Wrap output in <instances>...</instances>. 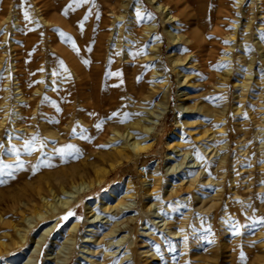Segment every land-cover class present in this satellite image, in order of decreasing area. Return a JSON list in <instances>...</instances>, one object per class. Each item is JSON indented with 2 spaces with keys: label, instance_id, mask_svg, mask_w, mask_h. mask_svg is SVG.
<instances>
[{
  "label": "rangeland",
  "instance_id": "obj_1",
  "mask_svg": "<svg viewBox=\"0 0 264 264\" xmlns=\"http://www.w3.org/2000/svg\"><path fill=\"white\" fill-rule=\"evenodd\" d=\"M45 1L49 4L46 17H51V26L40 19V9L35 0H0V13L2 11L3 16L7 17L0 22V120L4 119L5 123L0 128V153L13 142L22 143L24 135L33 133V138L35 137V140L32 138L30 141L35 152L21 157L13 153L8 156H3V152L0 154V161L10 165L8 168H0V242L11 246L0 252V264H56V261H60L59 264H88L87 258L91 255L86 251L87 248L98 252L92 256L97 264H264V223H260L264 221V17L260 14V0H242L240 3L237 0H190L189 5L183 4L187 13L182 5L178 6L180 9L172 8L171 13H178L176 16L189 14V18L183 16L186 21L189 19L188 27L181 23L172 26L163 12L150 0H111V4L115 5L114 13L105 9L95 10L96 0L79 6L73 4L71 9L68 5L73 0ZM122 2L127 5L125 3L124 7L121 6ZM240 7L245 10L244 16L238 13ZM191 8L193 11L189 13ZM216 8L222 16L218 18V33L213 37L212 14ZM25 12L29 16L27 20L24 18ZM90 12L95 15L97 27L88 22ZM117 14L122 15L119 21L115 18ZM102 17L106 18V32H103L101 40L100 58L95 62L94 51L90 45L91 39L93 41L100 33L98 26ZM190 17L195 19L196 25ZM151 22L156 27L150 36H145L144 30ZM24 24L35 36L28 56L30 63L24 60L22 52L24 29L20 28ZM246 25L248 27L245 28ZM186 31H195L199 42L205 47V54H211L209 66L199 65V57L184 65V68L183 65L179 67L181 72L189 74L191 93L196 97L195 104L201 105V110L198 114L184 119L192 124L177 129L174 127L176 105L180 101L177 94L183 86L178 82V75L170 59L177 55L183 56L188 51L180 48L178 44L175 45L170 33ZM19 32L21 35L17 37ZM128 33H131L132 39L127 37ZM68 37H71V42ZM156 39H160V49L155 61H144L142 66L130 65L123 69L124 75L130 76L135 72L138 77H142L135 84H141L146 92L152 86L157 87L163 82L162 77L152 76V70L158 69L162 76L165 73L168 76L167 80L165 77L168 90L167 108L163 118L154 126V142L151 148L138 158L128 159L111 170L112 172L109 171L100 185L75 196L69 210L72 215H54L50 217V221L30 223L24 232L23 244L15 245L18 240L10 224L16 223L19 228H25L27 223L21 222L20 211L10 210L13 197L32 199L40 210V195L47 197L46 188L55 183L54 178L58 174L69 175L72 170L81 169L85 164L89 165L97 160L98 154L109 153L111 148L118 145L116 141L113 144L102 142L88 154L78 148L79 136L88 134L93 125L100 124L104 127L113 121L103 112L107 108L106 92L104 96L108 81L105 69L107 56L110 55L113 64L117 65L120 60H124L120 57L125 53V45H132L138 55L145 57L152 41ZM126 40L132 41L129 43ZM72 42L79 49L78 53L73 51ZM16 48L21 49L19 55H16L20 57L18 60L14 59ZM196 50L197 47L189 52L196 54ZM63 55L80 65L85 75V83L80 89L76 85L78 79L71 73ZM69 89L85 90L92 94L90 102L93 104L89 112L75 115L71 125L67 121L62 125L63 129H60L57 123L48 118L49 114L46 112L56 107V97ZM126 102L127 108L134 104L128 99ZM26 104L31 105L26 109ZM72 104L78 106L79 103L73 101ZM120 108L125 109L123 105ZM5 110L7 111L4 112ZM212 114L217 117L214 118ZM16 121L22 124V129L15 127ZM65 130L70 133H64ZM49 132L55 133L54 136ZM209 132H216L217 135L212 140L214 146L211 147L207 146L210 142L206 143L202 139ZM168 140L180 142L179 147L189 151L187 156L183 158L180 153L167 150ZM66 142L72 146L71 149L60 148V144ZM212 147L213 151L208 153ZM215 148L218 149L216 152ZM108 157L106 155L105 161ZM176 163L178 166H175ZM209 163L212 167H209ZM87 171L92 179L94 169L89 167ZM127 182L128 186L125 185ZM126 190H130L133 196L122 197ZM117 198L130 204L131 210L121 214L103 213L100 205L104 202L112 205L117 202ZM89 206L93 211L100 212L96 218L99 222L104 220L100 217L107 214L109 222H120L131 217V222H126L127 227L123 231L110 237L117 240L124 235L121 244L116 243L115 247L111 246L109 249L104 242L99 245L83 242L84 235L90 237L93 233L86 231L85 216ZM24 212L30 215L29 210ZM65 216L68 218L64 219ZM72 221L79 223V230L71 243H64V230ZM104 224L96 223L91 227L97 233H105L108 227ZM50 226L52 228L46 239L37 241L44 229ZM171 231L174 237L171 236ZM103 249L115 250V255L104 256ZM49 253L55 258L45 261ZM122 256L128 259L124 260ZM63 258L65 260L61 261Z\"/></svg>",
  "mask_w": 264,
  "mask_h": 264
},
{
  "label": "bare ground",
  "instance_id": "obj_2",
  "mask_svg": "<svg viewBox=\"0 0 264 264\" xmlns=\"http://www.w3.org/2000/svg\"><path fill=\"white\" fill-rule=\"evenodd\" d=\"M110 1L111 0H96V5H95L94 9L95 8L97 10L98 9H105V11H109L111 13H114L115 12V7H114L115 5L113 4L114 5L113 6L111 4L112 1L111 2ZM150 1L156 4L155 6L157 7V9L160 12H163L164 16L166 17V20L169 23H171L172 26H174L175 24H180V23L183 24V25H186V26L188 25V20L189 19H187V21H186L185 17H183V16H187V15H185V14L183 16L180 15L181 17H179V16H176V15H178L177 12H176L177 14L175 15L174 12H173L174 14L171 13V10H173L172 8H176V7L182 5V8H184L183 10L185 12V8H186L185 5L186 4L189 5L190 0H150ZM241 1L242 0H237V2H239V3ZM1 3H2V1H1ZM30 3H32V2H30ZM93 3H94V1H93ZM125 3L122 2L121 6L124 7ZM35 4L40 9L39 10L40 11L39 12V16H40V19L42 20V22L45 23L46 25L51 26V22H52V19H50L51 17L50 18L46 17V14H47L48 8H49V4L45 0H35ZM58 4L61 5L60 3H58ZM183 4H185L184 5L185 7H183ZM259 4H262L261 5L262 6V12L260 14H262V17H264V0H260ZM4 5L2 6V9H4ZM126 5H127V3H126ZM92 8H93V6H92ZM178 8L180 9V7H178ZM21 9H22V7H21ZM120 9L122 10V8H120ZM192 11H193V8H191L190 12L189 11L188 12L192 13ZM185 13H187V12H185ZM238 13H239L240 16L241 15L244 16L246 14L244 8H241V7L239 8ZM0 14H1L0 22L5 21V19L7 17L3 16L4 13L2 11H1ZM89 15H90V21H88V22H89V24L91 26L94 27L95 21H96V20L94 21L95 15H94L93 12H90ZM190 15H192V14H190ZM221 16L222 15L219 13V9L216 8L214 13L212 14V17L214 18V21H213L214 28L212 30L213 37H215L216 34L218 33V27H217V25L219 24L218 18H220ZM121 17H122V15L117 14L115 18H117V21H119V20H121ZM187 17L189 18V14H188ZM191 18L192 17H190V19ZM194 20H192V21H194ZM195 22L196 21H194L193 23H195ZM105 23H106V18L104 19L102 17L101 18V22H100V26H98V31L100 33L98 34L96 32L98 35H97L96 39H94L93 41H92L93 38L91 39V43L92 44L90 43V41L88 42V43L91 44L90 46H91V48L94 51V54H93V58L94 59L93 60H95V62H97L99 60V58H100L99 57V52L101 51V40H102V37L104 35L103 32L105 31L104 30ZM109 23H110V21H109ZM189 23H190V21H189ZM193 23H191V24H193ZM194 25H196V23ZM95 27H97V26L95 25ZM155 27H156L155 23H153V22L149 23L146 26L145 30H144L145 36H147V35L150 36L152 34V32L154 31ZM187 27H185V28L187 29ZM246 27H248V25H246L245 28ZM21 29H24V42H23V46H22V52L24 54V60H26L27 63H30V61L28 60V58H29L28 56H29L30 49L33 47L35 36L30 32V29H29V27L27 25L24 24L20 28V30ZM114 31H116V30H114ZM155 32H156V30H155ZM111 34H113V33L111 32ZM170 34H171L170 38L174 42L175 45L178 44V45H180V48H182L186 52L188 51V53H186L183 56H178L177 55L176 57H171V59H170V61L172 63V66L176 70V73L178 75V82H179V84H181L183 86V89H181V91H178V94H177L178 100H180V101H178V103L176 105L177 106L176 107L177 108V117H176V119L174 121V124H175L174 127L179 129L183 125H188V124L191 123V122H188L187 120H184L185 118L192 117L195 114H198V111L201 110V105L195 104L196 97H194L193 96L194 94L191 93L192 87H190L191 85H190L189 74L181 72L179 67H181L183 65V68H184V65L192 63L194 60L199 59V57H201V62H198L199 65L209 66V57H210L211 52H208L207 54H205V47H204V45L201 42H199L198 34L195 31H188V32L186 31L185 33H177V34L170 33ZM20 35H21V32H19L17 34V37L20 36ZM127 35H128L127 37H129V39L132 36L131 33H128ZM114 38H115V36H114ZM86 39H85V41H86ZM121 41H122V39H121ZM126 41L130 43L132 40H126ZM125 46H126V48L124 49L125 53H124V55H121V57H120V59H124L123 61L120 60V62L117 65H114L113 64V60H112L111 56L109 55V56H107V61H106V65H105L106 66V68H105L106 69V76H107V80L108 81H107V83L105 85L106 88L104 90V96L107 94V96H105V99H106V101H105L106 105L105 106L107 108L103 112L107 115V117H112L111 119H113V121L111 123L108 122L107 123L108 125H106V126L104 125V127H101L100 129H97L96 126L93 125V129L88 131V134L79 136L80 145H78L79 146L78 148L83 153L86 152L88 154L89 152L94 151V149L97 148V146H99L100 143H102V142H104V143H112L113 144V142L116 141V142H118V145L115 146L114 148H111V150H109V153L98 154V159L97 160H95L93 162H90L89 165L85 164L81 169L72 170V172H70L69 175L58 174L54 178L55 183H53L51 185H48L47 188H46L47 197L45 198V197L40 195V200H41V203H40V208L41 209L40 210L37 209V206L33 202L32 199H28V198H24V197H17V196L13 197L11 199V201H10V203H11L10 204V210H13V212L20 211V213H21V222H26L27 223L25 228L24 227L19 228V225H17L16 223H13V224L9 223L11 225V227L13 228V232H14L15 236L17 237V240H18L17 242L14 243L15 245L23 244V242L25 241V233L24 232H25V230H27L29 228L30 223H32V222H35V223L46 222V221H50V217H52L54 215H58V217H61L62 215L64 216V215L69 214L70 213L69 210H70V207H71V203H72V201H73L75 196H77L78 194L83 193L85 191H88L90 189L92 190V188L95 187L96 185L97 186L100 185L102 183V181L105 179V177H106V175L108 174L109 171H111V170L113 171L114 168H116L122 162L127 161L128 159L138 158L142 153L148 151L151 148V146L153 145V142H154L153 141L154 140V138H153L154 137V135H153L154 134V126L157 124V122H159L163 118V116L165 114V111H166V108H167V101H168L167 100V98H168L167 91L168 90H167V82H166V80H167L168 76H167L166 73L163 74L165 76H162L160 74L161 71L158 70V69L152 70V72H151L152 76H155L156 78L157 77H162L163 82H160V84H158L157 87L156 86H152L146 92V90H144V87L141 84H138V85L135 84V82L138 79L142 80V77H138V74H136L135 72H132L130 74V76H128L127 74L124 75V72H123L124 70L123 69H126L130 65H137V66L141 65L142 66V63L144 64V61H149V60H151V61L154 60L155 61V58L159 56L160 39H156V40L152 41V45L149 48V53L145 57L144 56L142 57V55L141 56L138 55L136 53V48L134 49L132 47V45H129V46L125 45ZM195 47H197L196 54H193V53L189 52V51H192ZM87 48H89V47H87ZM14 51H15V56H16V55H19V53L21 52V49L16 48ZM62 57L64 58V60L69 65V67L71 69V73L78 79V81L76 82V85L80 89V86L85 83V75L83 74L82 69L80 68V65L78 63H75V61H73L70 57H68L66 55H63ZM90 58H91V56H90ZM14 59L18 60V59H20V57L16 56V58H14ZM132 59L133 60L135 59L134 60L135 62L132 61ZM43 60H44V58H43ZM34 62H36V59L34 60ZM31 63H33V62H31ZM104 63H105V60H104ZM33 64L36 65V63H33ZM29 66H31V64H29ZM27 67H28V64H27ZM187 67H189V66H187ZM63 68H66V66L63 67ZM29 69L31 70V68H28V70ZM34 69H35V66L33 67V70ZM36 72H37V69H36ZM26 73H27V76L30 78L29 72L27 71ZM30 73H31V71H30ZM88 74H89V72H88ZM28 77H27V79H28ZM165 77H166V80H165ZM42 78H43V76L41 77V79ZM30 80H32V79H30ZM37 81L38 80H36V82ZM29 82L31 83V81H29ZM39 82H38V85H39ZM34 84H36V83H34ZM88 90H91V89H88ZM30 91H31V89H30ZM105 92H106V94H105ZM91 95L92 94H90L88 92H85V90L84 91H80V90L73 91V90H70V89H69L68 92H66L64 94H59L56 97V100H57L56 101L57 102L56 107H53V108L49 109L48 112H46L47 114H49L48 118H51L55 123H57L58 126L61 127L60 129H63L62 125L65 124L67 121L71 125L73 117L75 115H78L80 113L83 114V112H85V111L89 112V108L91 107V104H93V103H91L92 101L90 102V99L92 97ZM25 97H28V96H25ZM126 99H128L132 103H134L129 108H127L128 102H126ZM23 101H25V100H23ZM73 101L74 102L77 101L79 103L78 106H75L74 104H72ZM30 105L31 104H26V105H24V108L27 109ZM120 105H123V107H125V109L124 108H120ZM2 107H4V106H2ZM118 110H119V112H117ZM6 111L7 110H5L4 112H6ZM95 111H97V110H95ZM113 113H116L117 115L116 116H112ZM212 115H213L214 118L217 117L215 114H212ZM4 116H5V114H4ZM28 116L29 115H27L26 117H28ZM93 116H95V115H93ZM40 118L43 119V117H40ZM91 118H92V116H91ZM94 119L96 120V118H94ZM102 119H103V117H102ZM34 120H36V119H34ZM21 121H22V117H21ZM32 121H33V119H32ZM50 121H49V123H50ZM121 121H123V122H121ZM18 122L17 121L15 122V127L21 128L22 124L20 125ZM77 122H79V121H77ZM106 122H105V124H106ZM22 123H24V122H22ZM3 124H5L4 123V119H1L0 120V128H1V126H3ZM50 125H52V124L50 123ZM58 126H56V127H58ZM91 126H92V124H91ZM59 127H58V129H59ZM32 129H30V130H32ZM38 129H40V128H38ZM42 129L43 128H41V130ZM35 130H37V129H35ZM80 130H82V129L80 128ZM69 131H71V129H69ZM69 131L65 130L64 133L68 134V133H70ZM218 131H220V130H218ZM28 133H29V130H28ZM30 133H31V131H30ZM44 134H46V133H44ZM49 134L54 136L55 133L49 132ZM33 135H34L33 133H31L30 135H24V137L22 138V141H21L22 143L13 142L12 145L7 146V148H5L2 151L3 152V156H8L9 154L13 153L14 155H17V156L21 157V155L30 154L32 151L35 152V150H33V147H32L31 151L26 150L25 147H24L26 142H30L31 141V139L33 138ZM0 137H1V134H0ZM57 137H60V136H57ZM82 137H86V138H82ZM216 137H217L216 132H209L208 134H205V137L202 138V139L206 143L210 142L207 146L211 147V146H214L212 140L216 139ZM44 138H45V136H44ZM64 138H62V139H64ZM194 138H195V136H194ZM197 138H195V139H197ZM197 140L201 141L200 139H197ZM69 143H70V140H69ZM166 146L168 148L167 150L172 149L175 153L176 152H177V154L180 153L179 154L180 157H183V158L185 156H187V154L189 153L188 150H185L184 148L181 149L182 147H179L180 146V142H178V141L174 142L173 140H168V141H166ZM71 147L72 146L68 145L67 142L60 144V148L61 149H66L67 150L69 148L71 149ZM111 147H113V145ZM217 148H215L216 149L215 152L218 150ZM13 149H15V151H13ZM213 149H214V147H212L208 151V153L213 151ZM203 151L205 152L206 149H203ZM61 153H62L61 156H63V152H61ZM71 153H73V152H71ZM66 154H69V153H66ZM110 154H111V156H109ZM64 155H65V152H64ZM106 155H107V157L109 156L107 158V161H105ZM68 157H69V155H68ZM168 159H169V157H168ZM172 159L173 158H171V160ZM2 160H4V159H2ZM18 160H20V158ZM174 161H176V159ZM185 161L187 162L186 159H185ZM191 162H192V159H191ZM194 162H196V161H194ZM102 164L107 165V167L103 166ZM194 164H197V162L194 163ZM173 165H171V166H173ZM208 165H209V167H212L211 163H209ZM175 166H178L177 163L175 164ZM199 166H201V164ZM89 167H92L94 169V176H93L92 179L88 175V171L87 170L89 169ZM183 167H184V165H183ZM189 167H191V166H189ZM181 170H182V168H181ZM189 170H191V169H189ZM0 172H2V171H0ZM1 174L2 173H0V177H1ZM165 180H166V178H165ZM207 183H209V182H207ZM125 185L128 186L129 182H127ZM171 188H172V186H171ZM151 191L152 190H150V192ZM150 192H149V194H150ZM110 193L113 195L112 192H110ZM147 195H145V196H147ZM132 196H133V193H131L130 190H126L125 191V195H123L122 197H126L127 198V197H132ZM109 197H110V195H109ZM98 201H99V199H98ZM100 201H102V198H100ZM151 204L153 205V203H151ZM129 205L130 204H128L127 202L123 201L122 198H119L117 200V202H115L112 205H108L106 202H104L102 205H100V209L103 211V213L121 214L123 211L125 213V211H127L129 209V207L131 206V205L130 206ZM95 206H97V204ZM87 209L88 210H87L86 216H85V219H86V222H87L86 231L93 232L92 235H90V237H93V239H91L90 237H87V236L84 235L83 236V242L91 243V245H99V244H101V242H104L105 247L107 248V246H109V249H110L111 246L115 247L117 245L116 243L121 244L120 241L123 240V238L125 237L124 235H121V237L118 238L117 240H114L113 238L111 239L110 237H113L114 235H118L121 231H123L124 230L123 228L127 227L126 222L128 223L130 220H132V219H130L131 217L127 218L124 221L121 220L120 222L119 221H115V220L112 221V222L111 221L109 222L108 219H110V218L107 217V215H108L107 214L105 216L100 217V219H104V220L102 222H99V220H96V218L99 217L98 214L100 212L93 211V208L90 207V206L87 207ZM25 210H29L30 211V215L26 214L24 212ZM129 210H131V209H129ZM145 211H146V208H145ZM96 223H103V224L106 223L107 227H108V231L105 232V233L103 231L97 233L96 231L93 230V227H91V226H93ZM106 224H104V225H106ZM51 228H52L51 226L45 228L43 233H42V235L40 236V240H37V241L45 240L47 235H48V233L50 232ZM78 230H79V223L77 221L70 222L68 224V227H66L65 230H64V232H65L64 243H66L67 241H70V243H71L73 241V239L75 238L76 232ZM144 230H146V228ZM146 233H148V232H146ZM142 234H144V233H142ZM176 234H177V232H176ZM171 236H172V231H171ZM172 237H174V236H172ZM106 238H110V239H106ZM7 247H11V246H6V244H4L3 242H0V252H2V250H5ZM140 247H142V245ZM104 250L105 249H103V255L104 256L105 255H107V256L115 255L114 254L115 250H109V251H104ZM83 251H84V249H83ZM86 251L89 252L90 255H91V257L90 256L88 258L86 257L88 259L87 260L88 264H97L96 263L97 262L96 259H94L92 256L96 255V253H98V252H96V250H90L89 248H87ZM147 251L145 250V252H147ZM141 253L143 254V252H141ZM50 254L51 253H49V256L47 258H45L46 259L45 261H48V260H51V259L55 258V256H52ZM143 256L146 257V255H143ZM122 258H124V260L128 259V257L125 258V256H122ZM147 258L150 259L149 257H147ZM64 260L65 259L63 258V260H61V261H64ZM109 260H111V258H109ZM56 262H57L56 264H59L60 261H56ZM61 264H63V263H61Z\"/></svg>",
  "mask_w": 264,
  "mask_h": 264
},
{
  "label": "snow or ice",
  "instance_id": "obj_3",
  "mask_svg": "<svg viewBox=\"0 0 264 264\" xmlns=\"http://www.w3.org/2000/svg\"><path fill=\"white\" fill-rule=\"evenodd\" d=\"M90 2H91V0H73V2L68 5V8L69 9L73 8V4H75L76 6H79L80 4H85V3H90ZM24 18L26 20L29 19L27 12H25ZM68 40H69V42H71V37H68ZM71 46H72L73 51H75L77 53L79 52V49H77L74 42L71 43ZM84 63H88V61H84ZM65 71H67V69H65ZM116 115H117L116 113L112 114V116H116ZM111 118L112 117H109V119H111ZM121 122H123V121H121ZM101 127L102 126L100 124L96 125L97 129H100ZM82 138H86V137H82ZM33 140H35V137L33 138ZM24 147L26 150L31 151L32 150V142H26ZM13 151H15V149H13ZM8 167H10V165H5V164H3V161H0V168H8ZM0 182H2V181H0ZM68 215H72V213H69ZM67 218H68L67 216L64 217V219H67ZM260 223H264V221H260ZM237 234H238V232H237ZM243 258H244L243 255H241V259H243Z\"/></svg>",
  "mask_w": 264,
  "mask_h": 264
}]
</instances>
